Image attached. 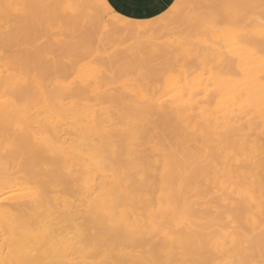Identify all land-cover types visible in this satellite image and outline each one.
I'll return each instance as SVG.
<instances>
[{"label":"bare ground","instance_id":"bare-ground-1","mask_svg":"<svg viewBox=\"0 0 264 264\" xmlns=\"http://www.w3.org/2000/svg\"><path fill=\"white\" fill-rule=\"evenodd\" d=\"M97 2L0 0V264L25 246L47 260L41 245L59 249L65 264L259 260L264 0H170L151 15L109 0L143 31L100 27ZM173 5L175 15L160 21ZM194 59L206 74L201 100ZM177 133L206 157L195 177L222 151L238 196L221 202L228 211L212 205L220 230H209L211 217L199 222L205 211L185 194L220 202L180 164ZM100 234L107 239L94 244ZM214 237L228 246L214 248Z\"/></svg>","mask_w":264,"mask_h":264},{"label":"rangeland","instance_id":"rangeland-1","mask_svg":"<svg viewBox=\"0 0 264 264\" xmlns=\"http://www.w3.org/2000/svg\"><path fill=\"white\" fill-rule=\"evenodd\" d=\"M181 3H182V1H181ZM169 34V33H168ZM100 35L97 33V37H99ZM166 36H167V34H166ZM167 38V37H166ZM166 38L164 39H162V40H166ZM161 41V40H160ZM101 44H102V42H100ZM100 43H98V46H100V48L102 49V46L104 47V49L105 50H107V52L109 51V49H110V51H111V48H108L109 46H111V43H109V44H106V46L104 45V43L101 45ZM112 44H115V43H112ZM116 45V44H115ZM114 45V46H115ZM113 46V45H112ZM111 46V47H112ZM117 46V45H116ZM106 47H107V49H106ZM119 47V46H118ZM117 47V49H119ZM115 49H116V47H114ZM115 49H113L112 50V52L114 51V54H116V53H118L117 51H116V53H115ZM112 54V53H111ZM225 55H227V53H225ZM228 56H229V54H228ZM228 56H225L226 58L228 57ZM230 57V56H229ZM183 63V62H182ZM189 63V62H188ZM190 63H193V65L195 66V67H198V71H197V73L196 74H194V76H196V83H198L199 84V86H200V88H199V91L198 92H200V94L198 95V99H203L204 98V94H203V92H204V88H205V86H206V74H203L202 72H201V65H200V63L197 61V60H193V62H192V60L190 61ZM212 63V62H211ZM213 64V63H212ZM69 77H71V76H69ZM72 78V77H71ZM71 78H69L70 80H71ZM264 107V106H263ZM175 141H176V153H177V158H178V160H179V162H180V164L182 163V165L184 166L183 168L186 170V172H190V173H193V176L195 175L196 176V166H197V163H202V162H204V159L206 158V157H204V154H203V152H201V151H198L197 150V147L194 145V142L192 141V137L191 136H187V140L186 139H184V138H182L178 133H177V135H176V137H175ZM199 153V155H198V157H194L193 156V153ZM212 165V164H211ZM253 172L255 173L256 171L255 170H253ZM253 172H252V178H251V180H253V179H256V176L253 174ZM262 174H261V173ZM194 176V177H195ZM257 179H258V182L259 181H261V180H263L264 179V165H263V167H261V170L260 169H258L257 170ZM259 177H261L260 178V180H259ZM179 179H180V177H179ZM184 179H185V175H184ZM195 180H196V182L199 184V188L201 189L202 187H204V186H211L212 187V190L213 191H215V193H216V195L220 198V202L218 201V203L215 201V203H212V202H206L207 201V199L209 198V197H206V198H204L203 197V195L201 196V195H198V196H196V195H194L195 193L194 192H189V193H185L186 194V196H187V198H188V200L190 201V202H193L192 203V205L193 204H195V209H197L198 208V210L199 211H205L206 212V214H204L205 212H203V213H201V212H199V214L201 213V216H202V214H203V216L201 217L199 214V217H201V218H199V219H201L200 221L198 220V219H196L197 220V222L199 221V222H201V221H203V222H205V220H203V218H206V219H210V218H208V217H211V219H210V221L213 223V224H215V225H211L212 223L210 222V231L211 230H213V231H216V230H218V228H219V230H220V225L219 224H217L215 221H214V214H212L213 213V209H211V207L213 208V206L212 205H214V206H216V208H218L220 211H228V208L229 207H226V205H224V203L225 202H227L228 200H231V198H236L237 196H238V194L236 193L237 191H234L235 193H236V195L233 193V195H231V191H232V188L234 189L235 187V185L231 182V180H230V174H229V171H228V169H227V167H226V165H225V159H224V157H223V154H222V151H221V153H220V150H218L217 152H216V154H215V161H214V164H213V166H212V169L210 170V172L208 173V175H206V176H204V177H195L194 178ZM210 187V188H211ZM203 189H205V188H203ZM190 194V195H189ZM191 194L192 195H194L193 197H191ZM235 195V196H234ZM232 196V197H231ZM204 199H206V200H204ZM231 197V198H230ZM233 198V199H234ZM236 200V199H235ZM196 201V202H195ZM224 202V203H221V202ZM231 201H233V200H231ZM234 202V201H233ZM199 207H201L200 209H199ZM205 208V209H204ZM208 209V210H207ZM230 209V208H229ZM211 210H212V213H210L211 212ZM210 211V212H209ZM207 212H208V214L210 213V214H212L213 215V217H212V215H208L207 214ZM213 219V220H212ZM261 220H264V219H261ZM242 221H244V220H242ZM198 222V223H199ZM261 222V221H260ZM263 222V221H262ZM261 222V223H262ZM202 223V222H201ZM243 223H245V225H244V227L246 228L247 226V224H246V221L245 222H241V224H243ZM264 223V222H263ZM262 223V224H263ZM200 224V223H199ZM217 224V225H216ZM261 224V225H262ZM219 226V227H218ZM242 227V226H241ZM244 227H242V228H244ZM68 229H70V230H68L67 232H72L73 230H71V228H69V227H67ZM241 228V229H242ZM262 229H264V224L261 226V228H259L258 230L259 231H257L259 234H260V232H261V230ZM199 230H200V228H199ZM202 230V229H201ZM244 230V229H243ZM242 230V231H243ZM246 230H248V227L246 228ZM245 230V231H246ZM208 231V230H207ZM244 231V232H245ZM246 232H250V230L249 231H246ZM180 240H179V238H177L176 237V251H180L181 249H180V244H181V242H179ZM211 245L214 247V248H216V249H222V248H225V247H227L228 245L227 244H225V238H223V237H214L213 239H212V242H211ZM179 256H181V257H183V255L182 254H180ZM179 260H181L180 259V257H178V261ZM218 262H220V260H218V261H216V263L215 262H213V264H219ZM177 264H183L181 261H180V263H178L177 262Z\"/></svg>","mask_w":264,"mask_h":264},{"label":"snow or ice","instance_id":"snow-or-ice-1","mask_svg":"<svg viewBox=\"0 0 264 264\" xmlns=\"http://www.w3.org/2000/svg\"><path fill=\"white\" fill-rule=\"evenodd\" d=\"M94 9L96 10V20L100 27H110L112 22L117 24H122L128 26L132 29H141L142 31L145 30L146 26L143 24L137 25L130 23L126 18L121 17L111 6L109 0H98L97 3L93 5ZM178 5H173L172 8L168 9L167 12L163 13V15L159 18L160 21H167L169 17L174 16ZM264 7V4H262ZM261 42L264 44V20L261 23ZM260 56L264 59V48L260 51ZM91 86V85H89ZM145 102H147V98H145ZM139 103V102H138ZM131 131V125L127 126ZM41 195L39 187L35 189L33 192V196L36 199H39ZM36 235H39L37 233ZM262 240H261V247H260V259L256 260L254 257L252 259H242L240 261L231 262V264H264V229L261 232ZM107 238L104 234H100L98 238L94 240V244L102 245ZM36 249L32 247L25 246L20 250V258L18 260L13 261V264H65V262L60 259V250L57 249L54 252H48V250L41 245L39 247V251L48 255L50 258L47 260H36L33 259L36 255ZM7 264V262H5ZM106 264H145L143 261L135 260V259H124V260H115L111 262H106ZM187 264H208V262L200 261V260H190Z\"/></svg>","mask_w":264,"mask_h":264},{"label":"crops","instance_id":"crops-1","mask_svg":"<svg viewBox=\"0 0 264 264\" xmlns=\"http://www.w3.org/2000/svg\"><path fill=\"white\" fill-rule=\"evenodd\" d=\"M117 7L131 15H151L159 12L170 0H113Z\"/></svg>","mask_w":264,"mask_h":264}]
</instances>
